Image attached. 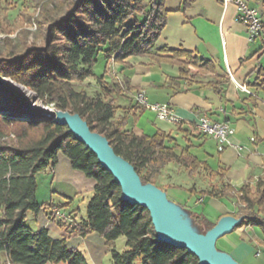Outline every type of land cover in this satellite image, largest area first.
<instances>
[{"label": "trees", "instance_id": "1", "mask_svg": "<svg viewBox=\"0 0 264 264\" xmlns=\"http://www.w3.org/2000/svg\"><path fill=\"white\" fill-rule=\"evenodd\" d=\"M163 1L44 0L36 19L39 28L47 26L43 44L26 46L18 41L16 45L9 42L0 48V77L32 90L46 105L77 113L90 130L103 135L114 152L133 166L142 183L155 185L162 166L170 162L183 166L189 175L201 168L222 179L220 170H213L191 151L188 131L181 129L183 121L173 124L183 135L178 139L163 130L152 135L138 134L126 129V114H117L113 95L130 87L106 80L111 62L125 64L129 57L147 56L154 62L169 63L178 70L176 77L169 78L176 87L181 83L187 88L201 85L196 77L211 76L219 84L227 82L216 74L208 60L198 59L191 51L156 45L166 21ZM27 14L23 9L17 18L29 17ZM18 23L6 20L2 26L11 32ZM254 54L262 61L246 87L264 94V39H259ZM99 55L104 60L103 73L96 74L92 69ZM88 77L96 78L101 94L91 96L75 88L76 82ZM218 83L212 87L221 93ZM4 89V95L0 93V254H6L9 264H89L80 251L66 246L65 239H53L46 229L33 231L25 224L27 213L36 215L40 210L56 221L51 214L54 205L40 203L36 198V175L47 168L52 170L59 153L70 160L73 169L95 180L86 217L71 228L56 221L60 227L80 236L98 233L113 264H133L139 258L141 264H198V258L185 248L156 241L149 211L121 199L118 183L67 126L46 121L39 115L25 117L23 112L28 111L25 99ZM5 106L11 111H2ZM196 128L190 125L189 132L205 135ZM188 192L214 198L233 192L237 205V213L233 215L243 217L238 227L258 228L263 236L258 242L264 245V176L257 179L253 189L247 183L238 189L222 183L198 191L190 188ZM68 204L57 207L65 209ZM178 206L195 231L204 233L214 225L204 215ZM120 236L125 237L127 247L123 252L115 250V241Z\"/></svg>", "mask_w": 264, "mask_h": 264}, {"label": "crops", "instance_id": "2", "mask_svg": "<svg viewBox=\"0 0 264 264\" xmlns=\"http://www.w3.org/2000/svg\"><path fill=\"white\" fill-rule=\"evenodd\" d=\"M246 1L264 11V0ZM163 5L167 11L166 21L156 45L191 51L198 59L208 60L216 74L227 82L219 84L211 76L196 77L201 85L187 88L181 83L176 87L169 78L176 77L178 70L169 63L154 62L147 56L129 57L125 64L111 62L107 66L106 80L126 83L130 87V90L113 95L118 106L117 114H126V129L138 134L152 135L157 130H163L172 135L175 133L179 139L183 135L177 130L178 126L160 121L152 111L136 106L133 93L144 91L150 103H169L183 121L181 129L188 131L191 151L222 174L220 179L204 171L203 178L215 181L214 186L229 183L238 189L247 183L254 188L257 179L264 176V94L254 93L251 87H248L250 93L244 92L239 84L246 85L252 81L262 61L254 54L259 48V41L249 42L244 25L235 20L236 8L232 4L223 7L219 0H164ZM216 83L222 89L221 93L212 87ZM200 116L214 121L226 120L233 128L229 144L223 151L217 150V143L212 137L196 131L189 132L190 125L196 128L195 123ZM161 123L169 127L165 128ZM36 181L38 202L54 206L69 202L65 210L76 217L77 223L86 217L95 180L73 169L70 160L62 153L58 154L53 169L39 172ZM166 188L162 189L165 193L168 192ZM180 188L189 194V199L195 196L192 204H189L190 200L182 201L175 194L168 199L183 209L204 215L213 223L221 216L233 215L237 211L233 192L226 197L214 198L189 193L190 188L195 191L204 189H197L194 184ZM80 206H83L84 212L80 211ZM77 215L81 217L77 218ZM25 224L33 231L46 229L53 239H65L66 246L80 251L89 264H104L102 260L109 251L98 233L89 232L80 236L50 220L43 210L36 215L27 213ZM242 228L249 238L234 243L229 248V254L240 264H264V257L261 258L264 245L258 242L263 239L261 232L251 226ZM6 261V254L1 253L0 264Z\"/></svg>", "mask_w": 264, "mask_h": 264}, {"label": "water", "instance_id": "3", "mask_svg": "<svg viewBox=\"0 0 264 264\" xmlns=\"http://www.w3.org/2000/svg\"><path fill=\"white\" fill-rule=\"evenodd\" d=\"M14 85L27 91L20 84ZM28 112L32 115L38 114L29 110ZM41 117L46 121L67 126L75 139L94 153L101 167L118 183L121 199L149 211L156 241L185 248L198 258V264H240L229 253L218 250L216 241L237 228L243 220L242 216L223 215L210 229L199 233L189 225L181 208L167 198L165 191L152 183H142L133 166L114 152L103 135L90 130L77 113L49 109L41 112Z\"/></svg>", "mask_w": 264, "mask_h": 264}, {"label": "rangeland", "instance_id": "4", "mask_svg": "<svg viewBox=\"0 0 264 264\" xmlns=\"http://www.w3.org/2000/svg\"><path fill=\"white\" fill-rule=\"evenodd\" d=\"M44 0H0V48H3L7 43H13V45H16L18 41L20 43H24L26 46L34 45L39 46L42 45L44 42V39L47 35V26L45 25L43 28H39V25L36 22V19H38L40 6ZM148 0H145V3H147ZM23 9L27 10V16L18 17L19 13L23 11ZM17 19V20H16ZM8 20L10 23L12 22H19L17 26L14 25L13 30L11 32L5 31V28L2 26V24ZM259 41V40H257ZM104 60L101 55L97 57V63L93 67V72L96 74L103 73V66H104ZM17 83L9 78L6 77H0V93L4 95L5 89L7 88L9 90H12L15 92L20 99H25L26 106L30 112L38 113L39 117H41V112L49 110V109H55L52 105H46L43 101L40 100V98L37 97V95L30 89H27V91H23L19 89L14 83ZM20 84V83H17ZM22 85V84H20ZM23 86V85H22ZM76 89H83L86 91L87 94L94 96L97 94H101L100 85L97 82L95 77H88L84 79L83 81L76 82L75 83ZM4 89V90H2ZM28 90L30 92H28ZM2 111H11V109L7 106L2 108ZM23 115L25 117L33 118V115L30 114L28 111L23 112ZM160 124V123H159ZM163 125V127L168 128L169 125ZM175 136V133L173 134ZM176 137V136H175ZM180 139V138H179ZM201 156V154H199ZM191 176H189L187 170L180 165H177L175 163H168L162 166L160 175L156 178L155 186L158 188L164 189L166 188L168 192L166 193L167 198H171L172 194L175 196H179V199L183 201L185 199V202L189 201V204H192L194 202V197L191 199L189 194L185 193L180 186H194L197 189L201 188H210L214 186L215 181H208L205 178H203L204 173L203 169H199ZM253 189V188H252ZM93 195V194H92ZM235 199V197H234ZM236 202V200H235ZM55 208H58L57 206H54ZM53 207V208H54ZM237 207V205H236ZM60 209V208H58ZM65 211L66 213L70 214L73 221V226L76 222V217L72 215L71 212H67L65 209H61ZM84 212L83 206H80V211ZM237 213V211H236ZM31 213H28L30 215ZM185 214V213H184ZM187 216V215H185ZM81 215H77V218H80ZM56 221H60L63 224L67 225L66 222L56 219ZM71 228L70 226H68ZM256 231H258V228H254ZM248 236V237H247ZM249 238V235H246V232L243 231L242 227H237L235 230H233L231 233L226 234L219 238L216 241V248L218 250L225 251L229 253V248L236 242L242 241L243 239L246 240ZM254 244V242H253ZM256 246V243H255ZM259 249H261L260 246H257ZM127 247L125 245V237L120 236L115 241V250L117 252H123L126 250ZM264 257V254H262L261 258ZM104 264L112 263L111 255L108 252L106 257L103 258ZM9 263L8 261L4 262L3 264ZM133 264H141V259H136Z\"/></svg>", "mask_w": 264, "mask_h": 264}, {"label": "built area", "instance_id": "5", "mask_svg": "<svg viewBox=\"0 0 264 264\" xmlns=\"http://www.w3.org/2000/svg\"><path fill=\"white\" fill-rule=\"evenodd\" d=\"M219 2L223 5V7H226L229 4L235 6V20L244 25L249 42H253L257 39H264V11L249 5L246 0H219ZM239 87L242 91L250 93L245 84H239ZM133 100L143 109L152 111L156 119L160 121L168 124H177L181 121L169 103H150L147 100L144 91H135L133 93ZM195 126L203 134L215 139L217 143V150L219 152L223 151L229 144L228 138L233 133V128L226 120L214 121L207 116L198 117ZM51 214L54 218L66 222L67 226H73L71 215L65 211L54 207L51 209Z\"/></svg>", "mask_w": 264, "mask_h": 264}, {"label": "bare ground", "instance_id": "6", "mask_svg": "<svg viewBox=\"0 0 264 264\" xmlns=\"http://www.w3.org/2000/svg\"><path fill=\"white\" fill-rule=\"evenodd\" d=\"M263 23H264V21H263ZM21 90H23V89H21ZM23 91H25V90H23ZM26 92V91H25Z\"/></svg>", "mask_w": 264, "mask_h": 264}]
</instances>
